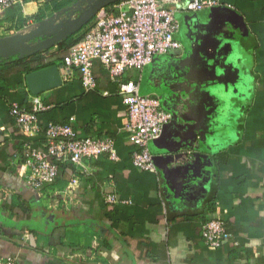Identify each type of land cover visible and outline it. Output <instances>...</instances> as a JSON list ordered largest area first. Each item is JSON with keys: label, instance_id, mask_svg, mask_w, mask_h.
Returning <instances> with one entry per match:
<instances>
[{"label": "crops", "instance_id": "0c3cea01", "mask_svg": "<svg viewBox=\"0 0 264 264\" xmlns=\"http://www.w3.org/2000/svg\"><path fill=\"white\" fill-rule=\"evenodd\" d=\"M73 1L0 9V36ZM162 1L179 20L181 48L121 75L172 113L151 143L157 172L132 163L126 106L96 58L93 89L73 68L37 94L39 123L111 137L117 157L102 154L78 173L63 164L50 186H29L19 174L26 137L8 106L32 107V93L22 67L0 66V257L21 264H264V0H219L198 11L187 9L188 0ZM60 57L53 64L60 66ZM43 140V133L32 138L36 146ZM74 174L77 182L69 184ZM104 193L129 202L108 204ZM214 217L231 234L218 247L201 235Z\"/></svg>", "mask_w": 264, "mask_h": 264}, {"label": "built area", "instance_id": "2783aa9c", "mask_svg": "<svg viewBox=\"0 0 264 264\" xmlns=\"http://www.w3.org/2000/svg\"><path fill=\"white\" fill-rule=\"evenodd\" d=\"M26 1L0 0V9ZM218 3L219 0H188L186 7L198 11ZM91 22L82 38L62 56V76L76 68L85 89H93L96 81L92 64L94 59L100 60L111 79L117 82L118 93L127 109L126 128L135 145L132 163L142 170L157 172L151 143L160 137L172 113L157 97L141 93L137 83L123 80L121 75L128 67L141 69L156 55L180 49L181 43L174 37L179 20L162 0H119L101 8ZM30 103V108L17 101H11L8 106V115L26 137L20 150L19 174L29 186L40 190L53 184L62 164H73L78 173L87 170L89 160L102 154L112 159L117 157L111 137H80L73 126L65 123L48 122L42 127L38 118V112L44 109L40 97L32 94ZM41 133L44 140L36 146L32 138ZM76 182L74 174L69 184ZM103 200L108 204L129 202L115 193H104ZM201 231L204 243L210 246L218 247L231 237L219 217L204 221ZM0 264L21 263L11 257H0Z\"/></svg>", "mask_w": 264, "mask_h": 264}, {"label": "water", "instance_id": "95a60500", "mask_svg": "<svg viewBox=\"0 0 264 264\" xmlns=\"http://www.w3.org/2000/svg\"><path fill=\"white\" fill-rule=\"evenodd\" d=\"M119 0H74L71 4L36 21L25 30L0 36V58L32 55L51 48L60 40L88 24L97 12ZM62 68L51 64L25 75L32 94H39L62 83Z\"/></svg>", "mask_w": 264, "mask_h": 264}, {"label": "trees", "instance_id": "16d2710c", "mask_svg": "<svg viewBox=\"0 0 264 264\" xmlns=\"http://www.w3.org/2000/svg\"><path fill=\"white\" fill-rule=\"evenodd\" d=\"M44 16H37L36 20L42 19ZM89 24V23H88ZM87 25V24H86ZM86 25H84L80 30H78L76 33L67 36L65 39L60 40L58 43L53 45L51 48L43 49L40 52L32 55H21L17 56L14 55L12 57H8L6 59L0 58V66H20L22 67V71L28 73L34 70H37L39 68L48 66L53 64L55 61L59 60V53L61 54L60 59H62V56L65 54L67 49L77 41H79L83 34L76 35L78 32H80ZM52 48H56V51L51 53L49 50ZM52 56H55L54 59L50 60ZM23 105L22 103H20ZM62 165H60L61 168Z\"/></svg>", "mask_w": 264, "mask_h": 264}, {"label": "rangeland", "instance_id": "374dc122", "mask_svg": "<svg viewBox=\"0 0 264 264\" xmlns=\"http://www.w3.org/2000/svg\"><path fill=\"white\" fill-rule=\"evenodd\" d=\"M92 20H93V19H92ZM90 22H91V21H90ZM90 22H89V23H90Z\"/></svg>", "mask_w": 264, "mask_h": 264}]
</instances>
